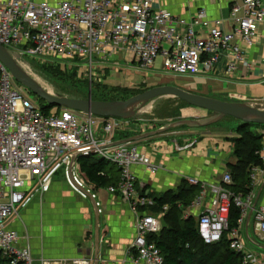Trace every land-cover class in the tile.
Wrapping results in <instances>:
<instances>
[{"label":"built area","instance_id":"1","mask_svg":"<svg viewBox=\"0 0 264 264\" xmlns=\"http://www.w3.org/2000/svg\"><path fill=\"white\" fill-rule=\"evenodd\" d=\"M161 0H0V45L11 49L15 58L34 59L61 66L74 63L90 78L109 67L117 53H127L131 62L151 69L158 57L163 72L194 76L201 70L213 72L222 56L227 72L234 73L243 62L242 45L253 47L264 23L262 0H244L231 9L233 29L223 28L221 19L210 20L205 11L190 19L174 16L159 7ZM203 33L206 36H203ZM120 65V64H119ZM0 253L10 264H34L28 234L11 228L22 211L47 195L61 172L71 188L83 199L97 202L98 193L81 172L76 156L95 154L117 165L121 179L108 188L127 202L135 215L136 235L123 264H163L164 257L150 237L158 235L165 213L150 212L154 205L148 192L137 190L136 167L156 174L161 167L134 143L116 144L118 136L131 132L132 120L101 118L34 104L14 85V77L0 62ZM55 110V111H53ZM263 141L256 152L260 164L248 167L250 189L236 192L232 175L226 172L219 181L207 183L184 176L200 192L188 205L179 207L182 218H194L205 244L222 240L229 231L232 207L240 210L239 226L231 231L230 249L243 257V264H262L240 237L241 224L253 212L264 237V206H257L256 188L264 177ZM191 142L183 149H189ZM73 264H91L87 258ZM45 264H48L45 262Z\"/></svg>","mask_w":264,"mask_h":264},{"label":"crops","instance_id":"2","mask_svg":"<svg viewBox=\"0 0 264 264\" xmlns=\"http://www.w3.org/2000/svg\"><path fill=\"white\" fill-rule=\"evenodd\" d=\"M37 1L55 3L59 0ZM262 1L264 3V0ZM243 3L244 0H161L159 7L174 16L187 19L199 10H204L210 19H221L224 30L230 32L233 29L231 8L233 5L242 8ZM237 15L238 17L243 15V8ZM203 36L206 34L203 33ZM242 47L244 59L234 73L227 72L229 60L222 56L213 72L201 70L197 75L183 76L188 78L189 82L182 89L224 102L245 103L264 109V23L259 27V39L256 44L251 48L245 45ZM116 55L117 57L115 56L109 63V67L103 70L106 76L112 70L116 69L118 72L121 67H125L128 73L130 69L139 68L131 62L132 57L129 54ZM161 63L163 66V59L158 57L151 69H156ZM166 76L171 77V74ZM183 117L187 116L183 114ZM150 126L132 121V131L128 134L142 136L146 134L145 131L150 130ZM186 132V129L168 130L161 135L134 142L144 154L161 167L156 174H149L142 167L134 169L138 192L145 189L148 194L160 195L171 190L176 191L184 176L214 183L226 172L231 173L230 165L236 162L235 139L239 138V135L206 131L197 137L188 138ZM191 142H195L191 148L183 149ZM63 181L54 182L47 195L34 201L22 211L20 219L10 225L22 235L28 234L34 264L45 262L73 264L72 262L79 258H87L91 264H123L127 250L136 235V219L129 204L119 195L110 193L108 189L99 191L95 189L98 193L97 202L100 203L102 210L99 213L93 200L82 199ZM256 192L257 206H264L262 176ZM87 210L94 215L92 224L90 218L86 217ZM126 223L129 224L133 235L127 247L122 236V229ZM75 228L82 230V233H77V237L72 235ZM240 237L247 243L255 257L264 264V237L258 230L253 212H249L243 220Z\"/></svg>","mask_w":264,"mask_h":264},{"label":"trees","instance_id":"3","mask_svg":"<svg viewBox=\"0 0 264 264\" xmlns=\"http://www.w3.org/2000/svg\"><path fill=\"white\" fill-rule=\"evenodd\" d=\"M46 64L53 67V70L59 75H66L67 73L66 68L60 64ZM99 86L100 84L98 88ZM106 89L107 88L103 90L102 97L96 96L98 91L95 94V90L92 89V99L95 101H118L109 98L108 95L110 93H108ZM112 89L115 88L110 87L109 90ZM41 106L45 111H49L53 108H57L58 110L65 109L62 107L48 106L46 102ZM252 129H256L257 134H254ZM259 129H264V126L253 123L245 124L241 121L236 128L237 135L240 137L235 139L236 147L234 156L236 162L231 164L230 168L233 181L231 188L238 193H247L250 191L248 188L250 183L248 167L252 164H260L256 152L261 147L263 136L260 134ZM134 136L135 134L132 136L123 134L119 135L117 138L118 140H127ZM78 162L81 172L86 175L89 183L93 185L96 190H107L119 184L121 169H119L116 164L95 154L81 156ZM139 192L142 196L146 195L145 189ZM199 192V187L190 186L185 180H182L181 185L176 191L171 190L160 195L148 194V197L152 198L154 201V205L149 207L150 212L161 213L164 206H169L168 211L164 215V219L168 224L162 228L158 235L150 237L163 254V264H243L242 255L230 249V234L234 228L239 226L241 216L238 208L232 207L231 209L229 231L224 233L220 242L211 245L205 244L202 241L198 233L197 222L194 218H182V210L179 207L180 203L182 206H188ZM0 264H10L8 259L3 257L1 253Z\"/></svg>","mask_w":264,"mask_h":264},{"label":"rangeland","instance_id":"4","mask_svg":"<svg viewBox=\"0 0 264 264\" xmlns=\"http://www.w3.org/2000/svg\"><path fill=\"white\" fill-rule=\"evenodd\" d=\"M180 18H184V17H180ZM8 51L12 55V57L16 59V62L19 64L21 68L22 66H24V68L22 69L25 72H27V74H29L41 86L43 85L45 87L44 88L45 90L51 92L53 95L56 96H62V97H68L74 99H88L90 91L92 92V89H94L95 94L98 91V94H96V96L102 97L103 90L107 88L106 90H108V93H110L108 95L109 98L118 101H125L133 96L145 92V90L146 91L149 90L150 87L163 86V84H165L169 86H176L182 89L189 82L188 78H185L183 76L171 75L172 78L168 76L165 77L166 74L163 73L162 63L159 64L156 67V69L136 68V69H130L129 70L130 73L126 71L127 69L125 67H121L119 68L118 72L116 71V69L115 71L112 70L108 73V76H106V74L101 72L97 74V76H95L93 79L90 78L87 72L82 70L74 63L73 67L64 66L67 71L66 75H59L55 70H53L54 69L53 67L47 65L44 62H40L34 59L15 58L13 51L11 49H8ZM160 62L161 61H159V63ZM53 63L58 64L57 62H53ZM184 79L186 81H183ZM99 84L100 86L98 88ZM119 84L120 86H118ZM14 85L25 97L31 100L34 104L38 106L45 104L44 100L40 99L38 96L32 93L30 89L20 84L15 79H14ZM110 87L115 89L109 90ZM183 114L184 116L187 117H183ZM215 118H216V114L191 107L185 104L184 102H182L181 100H179L178 98L162 97L150 101L149 103L138 106L136 109V114L131 120L136 124L151 125L149 128L150 130L145 131L147 133L149 131L150 132L157 131L162 127L171 126L179 121L188 120V121H197L198 123H207L208 121H211ZM239 124L240 121H238L237 119L226 117L216 122L215 124H211L206 127L195 126V124H193L192 122L188 125L177 126L169 131H174L176 129H186L187 131L186 133H188V138L197 137L199 136V134H202L206 131L237 134L236 128ZM263 130L264 129H259V131H263ZM252 132L254 134H257L256 129H252ZM133 134L134 133H129L128 135L132 136ZM158 154H162V152H158ZM62 180H64L63 182L67 185V187L71 191H73V193H76L68 184L67 180L63 177L62 173L60 172L55 177L54 182H62ZM69 189L66 190L70 191ZM86 217L90 218V223L92 224L94 220V215L92 214V212L87 210ZM162 222H163V227H165L168 224L164 218L162 219ZM78 232L82 233L81 228H75L74 233L72 235H74V237H77ZM122 236L124 238L123 241L125 243V246L127 247L130 241L132 240V236H133L128 223H126L125 228L122 229Z\"/></svg>","mask_w":264,"mask_h":264},{"label":"water","instance_id":"5","mask_svg":"<svg viewBox=\"0 0 264 264\" xmlns=\"http://www.w3.org/2000/svg\"><path fill=\"white\" fill-rule=\"evenodd\" d=\"M0 62L7 67L16 81L30 89L32 93L44 100L48 106L52 107H62L73 112L92 114L101 118H121L124 120H131L135 116L138 106L149 103L158 98L169 97L178 98L191 107L216 114V118L207 123H198L197 121L188 120L179 121L171 126L162 127L157 131H152L142 136L122 140L116 144L134 143L143 138L153 137L177 126L188 125L192 122L195 126L206 127L215 124L226 117L237 119L245 124L253 123L264 126V109L262 108L245 103L220 101L188 92L176 86L164 85L154 87L125 101H95L92 99L91 91L88 99H74L56 96L45 90L37 81L27 74V72H25L12 57L8 49L2 45H0ZM80 157L81 155L78 157L76 156V159L79 160Z\"/></svg>","mask_w":264,"mask_h":264},{"label":"bare ground","instance_id":"6","mask_svg":"<svg viewBox=\"0 0 264 264\" xmlns=\"http://www.w3.org/2000/svg\"><path fill=\"white\" fill-rule=\"evenodd\" d=\"M16 60V59H15ZM22 66V65H21ZM22 68H24V66H22ZM41 83H43V82H41ZM43 86V85H42ZM46 86V85H45ZM43 88H45L44 86H43ZM47 89V88H46Z\"/></svg>","mask_w":264,"mask_h":264}]
</instances>
